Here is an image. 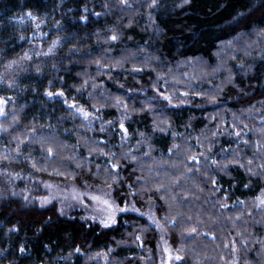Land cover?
I'll use <instances>...</instances> for the list:
<instances>
[{
    "label": "trees",
    "instance_id": "obj_1",
    "mask_svg": "<svg viewBox=\"0 0 264 264\" xmlns=\"http://www.w3.org/2000/svg\"><path fill=\"white\" fill-rule=\"evenodd\" d=\"M259 3L0 0V264H158L144 217H62L26 203L36 178L107 186L121 207L154 201L180 264H228L234 248L264 264V228L246 223L264 225Z\"/></svg>",
    "mask_w": 264,
    "mask_h": 264
},
{
    "label": "rangeland",
    "instance_id": "obj_2",
    "mask_svg": "<svg viewBox=\"0 0 264 264\" xmlns=\"http://www.w3.org/2000/svg\"><path fill=\"white\" fill-rule=\"evenodd\" d=\"M42 27L43 26L40 25L38 28ZM36 37L40 42L41 40L49 42V39H47L48 34H46V32L41 33V31H38ZM51 44V47L49 49L47 48L48 51H45L46 53L42 54L43 51L41 48L38 52L34 51L33 54H36L41 58L49 56L55 46V43L51 42ZM31 58L32 55H26L17 63H14L13 66H10L8 70L10 72H17L20 71V69L23 70V67L30 65L29 62L32 60ZM199 68L200 67H197L195 69ZM201 68L205 69L207 67L204 65V67ZM196 71L200 76H206L205 73L201 75L200 70ZM0 104L2 110L5 111L8 103L3 100ZM71 107H73L78 115L89 125L93 126L99 122L97 116L88 112L81 106L74 105ZM33 182H35V187L38 191L37 193L26 191L24 193V199L27 200L26 203L39 206L40 208L56 205L62 217L79 218L89 223L98 224L103 228L112 227L122 213H132L142 216L156 229L158 241V264H180L182 262V256L170 243L169 233L157 214L154 201L151 200L147 202L145 207L142 208L138 207L137 204L130 200L126 206L121 207L116 202L114 190L107 186L91 185L88 183L78 185L70 181H54L46 178H36ZM261 199L262 205H264V196H262ZM246 223L264 228L262 223L252 221V219L250 222ZM249 249L254 250L252 247ZM233 252V259L228 264H239L237 250L234 248Z\"/></svg>",
    "mask_w": 264,
    "mask_h": 264
},
{
    "label": "snow or ice",
    "instance_id": "obj_3",
    "mask_svg": "<svg viewBox=\"0 0 264 264\" xmlns=\"http://www.w3.org/2000/svg\"><path fill=\"white\" fill-rule=\"evenodd\" d=\"M154 2H155V0H154ZM259 7L264 8V0H260ZM115 38L116 37H113V39H115ZM105 226H108V225H105Z\"/></svg>",
    "mask_w": 264,
    "mask_h": 264
}]
</instances>
